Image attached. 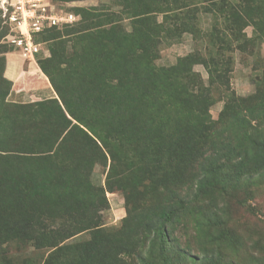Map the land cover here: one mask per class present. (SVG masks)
<instances>
[{
    "label": "rangeland",
    "instance_id": "obj_1",
    "mask_svg": "<svg viewBox=\"0 0 264 264\" xmlns=\"http://www.w3.org/2000/svg\"><path fill=\"white\" fill-rule=\"evenodd\" d=\"M256 2L232 0L234 8L231 9L219 8L216 3V18L212 10L196 12L194 24L199 29L198 33L182 32L176 41L159 46L153 59L151 69L156 73L155 79L167 75L171 82H178L176 75L181 74L182 87L188 92L199 93L201 102H206L211 123L204 131L205 136L195 133L190 137L191 133L184 132L175 148L170 140L173 130L158 132L153 129L151 133L142 134L133 144L122 145L120 151L125 156L114 162L111 170L105 149L93 150L90 147L85 150L53 145L50 151L47 150L50 145L46 144L34 149L21 147L19 150L22 152L16 157L0 160V167H4L7 174L11 172L16 176L19 174L13 172L18 162L38 158L42 163L52 159L55 161L53 164L59 165L69 178L87 181L92 195L84 200V208L73 199L70 204L77 206L68 212L63 210L64 206L60 210L41 199L26 204L17 202L14 209L1 210L0 264H43L53 250L49 238L55 240L59 227L57 221L66 219L67 222L60 226L75 233L60 243L64 247L63 253L54 254L48 262L59 264L65 255L76 254L75 243L93 239L91 229L84 225L86 218L96 228H102L103 231L96 235L97 240L105 238L106 241L102 254L91 264H264V167L248 165L241 174H236L232 169L233 160L227 161L226 169L216 173L215 188L203 199L188 202V207L179 212L181 218L172 226V240H155L151 230L141 221L144 215L156 216L168 202V194L192 193L198 164L209 144V134L221 126L219 117L225 103L242 110L254 104L264 108V15H254L246 10L253 8ZM50 3L58 9L74 12L97 5L99 0H52ZM110 4L114 10L117 9L114 2ZM3 26L0 23V32ZM3 38H0V50L6 47L19 51L4 43ZM71 45L68 42L65 49L70 51ZM19 53L26 61L32 60ZM195 53H200V57L193 56ZM190 54L195 61L190 60L187 66L181 64V59ZM2 55L0 52V57ZM49 55L48 45L43 42L33 60L37 63L38 59ZM203 55L205 58L211 55L214 59L205 63ZM177 65L175 72L169 70ZM1 67L0 61V74L4 76ZM186 67H191L188 72ZM209 79L213 80L211 85ZM11 88L5 98L7 104L15 102ZM172 99L176 106L182 105V98ZM14 109L19 111L18 107ZM262 124L264 117L260 126ZM160 135H167V138H159ZM150 137L154 143L149 142ZM48 155L51 158H47ZM21 157L27 158L21 160ZM61 171L58 179H61ZM2 178L9 180L8 176L0 177V180ZM14 189L9 186L4 193L18 194ZM19 206L29 213L27 216L33 222L39 215L45 217L47 226L51 227L48 229L53 230H45L46 236L49 235L47 239L43 235L36 239L35 234L37 236L39 232L33 231L43 221L37 219L38 223L33 226L28 220L23 223L14 220L23 216L20 213L24 210ZM8 215L11 220H6ZM51 215L64 218L60 216L50 222L47 217ZM27 216L24 215V219ZM197 222L200 225H196ZM29 223L30 227L27 226ZM96 247L101 248V243ZM88 250H93L92 246ZM140 253L146 256L144 262L138 256Z\"/></svg>",
    "mask_w": 264,
    "mask_h": 264
},
{
    "label": "trees",
    "instance_id": "obj_2",
    "mask_svg": "<svg viewBox=\"0 0 264 264\" xmlns=\"http://www.w3.org/2000/svg\"><path fill=\"white\" fill-rule=\"evenodd\" d=\"M112 2L117 6L116 10L111 6ZM216 3L219 8H234L232 0H99L97 5L74 11L79 16L76 22L61 27L54 25L33 33L34 41L46 42L50 50L49 57L38 59L37 64L57 97L7 104L5 98L12 83L0 74V160L16 157L22 152L19 150L21 147L34 149L46 144L50 145L48 151L53 145L71 149L90 147L93 150L105 149L111 161V170L114 162L125 156L120 151L122 145L133 144L142 134L151 133L153 129L158 132L173 130L170 140L175 148L179 146L184 132L191 133L190 137H194L195 133L205 136L204 131L211 121L207 104L201 102L199 93L184 89L181 85L183 76L179 73L176 75L178 82H171L167 75L155 79L156 73L151 67L159 46L176 41L182 32L198 33L199 29L194 24L196 12L212 10L216 18ZM253 6L246 10L254 15H264V0H257ZM3 27L0 38L8 32V27ZM115 27L118 29L114 30ZM68 42L72 44L70 51L65 49ZM8 51L11 49L6 47L0 50L3 71L4 53ZM194 55L200 57L201 54ZM193 56H185L181 64L187 66L195 61ZM208 56H204L205 63L214 59ZM178 66L169 70L175 72ZM190 68L186 69L187 72ZM208 82L211 85L213 80ZM177 97L182 98V105L176 106L173 102L172 98ZM11 106L18 107L19 111ZM154 107L158 109L154 110ZM233 107L224 104L219 117L221 126L209 134V144L198 164L192 193L168 194V202L156 216H142L141 221L151 230L155 240L174 239L172 226L179 223V212L188 207V202L203 199L215 188L216 173L226 169L227 161L233 160L232 169L236 174H241L248 165L264 167V124L260 126L264 108H259L258 104L244 110ZM252 121L255 123L252 124ZM159 138H167V135H160ZM149 142L154 143L153 137ZM26 158L21 157V160ZM52 161L49 159L41 163L37 158L18 162L13 172L19 174L16 176L11 172L7 174L5 168L0 167V177H9L8 181L6 178L0 180V211L12 209L17 202L26 204L36 199L57 208L64 206L65 212L77 206L70 204L73 199L84 208V200L92 197L90 184L81 182L78 177L76 181L73 177L69 178ZM60 171L61 179H58ZM9 186L15 187L14 192L18 194L4 193ZM19 207L24 210L20 213L23 216L14 220L19 223L28 220L33 226L38 223L37 219L43 221L33 231L39 232L37 236L35 234L36 239L39 235L47 239L49 235L46 236L45 230H50V225L47 226L45 217L39 215L33 222L27 216L29 213ZM60 216L63 217L51 215L47 219L53 222ZM8 219L11 220L9 215ZM57 222L59 227L55 240L49 238L53 250L43 264H48L54 254L61 255L64 247L60 243L75 233L60 226L67 222L66 219ZM30 224L27 226L30 227ZM84 225L91 229L93 239L75 243L76 254L65 255L59 264H91L102 254L106 247L105 238H96L102 228H96L89 218ZM97 241L101 243V248L96 247ZM91 246L93 250H88ZM138 256L141 261L146 260L145 254ZM164 258L168 259L167 256Z\"/></svg>",
    "mask_w": 264,
    "mask_h": 264
},
{
    "label": "built area",
    "instance_id": "obj_3",
    "mask_svg": "<svg viewBox=\"0 0 264 264\" xmlns=\"http://www.w3.org/2000/svg\"><path fill=\"white\" fill-rule=\"evenodd\" d=\"M52 2V1H50ZM47 0H0V18L8 27L3 42L17 48L24 57L33 58L41 49L34 41L33 33L56 25L72 24L79 16L58 9Z\"/></svg>",
    "mask_w": 264,
    "mask_h": 264
},
{
    "label": "crops",
    "instance_id": "obj_4",
    "mask_svg": "<svg viewBox=\"0 0 264 264\" xmlns=\"http://www.w3.org/2000/svg\"><path fill=\"white\" fill-rule=\"evenodd\" d=\"M4 76L12 83L15 102L26 103L57 97L51 83L37 63L26 61L17 50L5 53ZM20 90L18 92L17 89Z\"/></svg>",
    "mask_w": 264,
    "mask_h": 264
}]
</instances>
